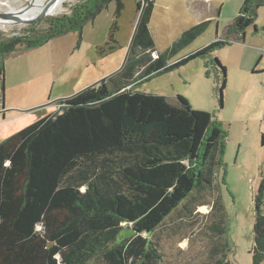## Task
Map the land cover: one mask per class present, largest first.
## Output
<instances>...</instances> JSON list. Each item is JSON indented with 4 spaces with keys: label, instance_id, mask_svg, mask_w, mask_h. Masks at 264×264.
Returning a JSON list of instances; mask_svg holds the SVG:
<instances>
[{
    "label": "trees",
    "instance_id": "obj_1",
    "mask_svg": "<svg viewBox=\"0 0 264 264\" xmlns=\"http://www.w3.org/2000/svg\"><path fill=\"white\" fill-rule=\"evenodd\" d=\"M110 1L79 0L68 12L46 18L41 30L33 25L0 35L1 82L8 55L68 32L81 38L86 22ZM116 3L119 14L123 4ZM141 5L138 1L137 8ZM153 5L145 0L127 60L109 76V84H93L61 99L56 112L0 141V264H161L156 229L212 183L224 148L220 124L181 95L173 104L138 85L227 40L168 64L205 31L210 20H203L153 58L148 29ZM263 5L264 0H242L228 31L242 33L243 40L248 26L256 29ZM114 29L115 23L109 37ZM224 86L225 79L221 90ZM263 203L264 179L254 196L252 264L264 263ZM124 225L131 233L121 236ZM220 255L222 249L211 264H228Z\"/></svg>",
    "mask_w": 264,
    "mask_h": 264
},
{
    "label": "rangeland",
    "instance_id": "obj_2",
    "mask_svg": "<svg viewBox=\"0 0 264 264\" xmlns=\"http://www.w3.org/2000/svg\"><path fill=\"white\" fill-rule=\"evenodd\" d=\"M26 1L0 0V12L8 7L19 9ZM78 1L62 0L61 8L53 14L68 12ZM120 1L123 7L119 14L117 0H111L86 22L81 38L77 32H68L5 58L3 97L0 80V141L35 118L56 112L61 99L102 79L99 84L110 83L109 76L118 73L127 60L145 5V0ZM138 1L142 2L139 9ZM153 2L148 24L153 58L183 30L205 19L211 23L203 34L168 64L199 46L227 40L138 85V90L163 95L173 104L178 103V95L183 96L193 109L209 112L225 133L221 162L214 167L212 183L180 205L183 200L154 233L163 256L161 264H211L220 249L224 252L220 258L228 264H252L254 196L264 179V5L255 18L258 30L250 25L242 40V33L228 31L242 0ZM42 19L0 25V35L8 37L33 25L41 30L46 26ZM114 23L116 29L109 37ZM215 58L225 67L222 90L224 71ZM130 233L129 225H124L121 236Z\"/></svg>",
    "mask_w": 264,
    "mask_h": 264
},
{
    "label": "bare ground",
    "instance_id": "obj_3",
    "mask_svg": "<svg viewBox=\"0 0 264 264\" xmlns=\"http://www.w3.org/2000/svg\"><path fill=\"white\" fill-rule=\"evenodd\" d=\"M14 2V1H12ZM62 0H32V3L29 8L23 10L20 14L22 19L24 20L23 23H28L31 20L37 18L42 14H53L56 13L61 8ZM8 4V3H7ZM3 4L0 2V6ZM17 8L15 7H8L4 10V12L16 11ZM12 20H5L0 18V25H6L10 23ZM204 211H208L206 207H203Z\"/></svg>",
    "mask_w": 264,
    "mask_h": 264
},
{
    "label": "water",
    "instance_id": "obj_4",
    "mask_svg": "<svg viewBox=\"0 0 264 264\" xmlns=\"http://www.w3.org/2000/svg\"><path fill=\"white\" fill-rule=\"evenodd\" d=\"M32 3V0H27L25 2L24 5H22L19 9H17L16 11H10V12H0V18L2 19H5V20H12L10 23H8L7 25H16V24H21L23 23V19L22 17L20 16V14L23 12V10L27 9L30 7ZM143 9V8H142ZM57 14H42L40 16H38L37 18L31 20L30 22L28 23H36L38 21H40L42 18L46 17V18H49V17H52V16H55ZM45 18V19H46ZM45 19H42V20H45ZM132 41V40H131ZM224 79H225V73H224ZM104 79L96 82L95 84H99L103 81ZM1 89H2V97H3V90H4V87H3V82H1ZM2 103V108H3V102Z\"/></svg>",
    "mask_w": 264,
    "mask_h": 264
},
{
    "label": "crops",
    "instance_id": "obj_5",
    "mask_svg": "<svg viewBox=\"0 0 264 264\" xmlns=\"http://www.w3.org/2000/svg\"><path fill=\"white\" fill-rule=\"evenodd\" d=\"M241 3H242V2H241ZM205 20H210V23H211V19H205ZM248 27H249V26H248ZM248 27H247V28H248ZM247 28H246V29H247ZM246 29H245V30H246ZM245 30H244V31H245ZM256 30H258V29L256 28ZM202 34H203V33H202ZM243 36H244V34H243ZM192 42H194V40H193ZM192 42H191L189 45H191ZM189 45H188V46H189ZM188 46H187V47H188ZM204 46H206V45H204ZM204 46H199V47H197V48L191 50L190 52H188V53H186V54H184V55H182V56L176 58L175 60H178V59L184 57L185 55H188L189 53L195 52L196 50H198V49H200V48H202V47H204ZM184 49H185V48H184ZM184 49H183L182 51H180L177 55L181 54V52H183ZM26 125H27V124H26ZM22 127H23V126H22ZM20 128H21V127H20ZM20 128H18V129H20ZM18 129H17V130H18Z\"/></svg>",
    "mask_w": 264,
    "mask_h": 264
}]
</instances>
